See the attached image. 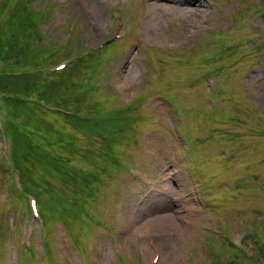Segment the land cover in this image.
Listing matches in <instances>:
<instances>
[{
	"label": "rangeland",
	"instance_id": "374dc122",
	"mask_svg": "<svg viewBox=\"0 0 264 264\" xmlns=\"http://www.w3.org/2000/svg\"><path fill=\"white\" fill-rule=\"evenodd\" d=\"M18 1L0 0L3 19ZM172 1L185 0H29L36 22L47 15L30 39L38 59L54 53L43 68L91 50L68 76L83 97H69L104 103L113 129L69 123L68 161L4 129L0 93V264H264V0ZM56 93L42 100L50 131L66 126L53 105L70 107ZM6 137L26 180L3 162ZM156 216L172 228L148 225Z\"/></svg>",
	"mask_w": 264,
	"mask_h": 264
},
{
	"label": "trees",
	"instance_id": "16d2710c",
	"mask_svg": "<svg viewBox=\"0 0 264 264\" xmlns=\"http://www.w3.org/2000/svg\"><path fill=\"white\" fill-rule=\"evenodd\" d=\"M28 3L29 0L16 2V5L10 10L9 16L6 19H3L4 12H0V77H8L6 82H4L6 80L4 79V83H0V92L4 97L3 99H5V110H7L5 111L4 123L8 127L7 131H11L13 134L20 136V133L24 131L26 134L37 137L45 146L44 149L46 151L50 152L55 146L58 147L64 152L61 156L66 157L69 161L70 157L68 155L74 157L78 153L79 145L77 137L70 132L69 123H72L76 127L79 126L83 130L98 134L103 131L110 133L109 130L112 126L110 124L111 121H109V112H106L107 108L102 102H86L83 99L82 102L72 104L71 101L74 100H71L69 97V93L72 91L78 92V100L79 97H83L80 90L76 88L77 85H74L75 83L72 84L68 76L72 71L78 69L79 65L84 63V60L89 59L88 57L83 56L78 58L77 61L72 62L63 71L49 72L42 69L43 64H46L50 59L54 60V53L45 55L43 60L38 59V50L32 47L30 39L32 38L33 31H37V36L42 37V31H40L41 29L39 30V26L43 23V20L47 19V15L43 13L36 14L38 19V22H36L32 16V12L34 13L33 7L27 5ZM43 15H45L46 19ZM28 53L30 57L26 58ZM23 59L25 62L22 64ZM21 64L24 68L19 66ZM36 67L39 70L35 71ZM34 76L38 79L33 80ZM88 83L92 85V82L89 81ZM58 91L63 94H68V97L64 100L70 104V107L53 105L67 111L65 113L57 112L63 116L66 126L65 128L57 127L50 131L45 128L44 120L49 119L51 115H46L45 112L47 111L40 103L42 100L46 104L49 101H57L55 92L58 93ZM61 99V97H58L60 101L57 102L59 104L62 101ZM34 118L42 119L41 123H36ZM52 118L57 117L52 116ZM109 142L108 150L112 151L114 149V143L116 142ZM12 148L11 158L13 164L15 167H18L24 176V180H26L24 170L21 166L23 165V159L21 157L22 147L18 140L14 141ZM89 153L88 155L94 156L91 154L93 152ZM82 171H84V168L78 171L72 168V170H64V173L70 177L71 173L78 172L82 174ZM91 194H93V191H91ZM55 196L60 200L63 199L64 193L61 190V193L55 192ZM45 248L50 249L48 241L45 242ZM260 250H264V246ZM31 253L30 251L29 254ZM233 261L230 260L226 264H232Z\"/></svg>",
	"mask_w": 264,
	"mask_h": 264
},
{
	"label": "bare ground",
	"instance_id": "6f19581e",
	"mask_svg": "<svg viewBox=\"0 0 264 264\" xmlns=\"http://www.w3.org/2000/svg\"><path fill=\"white\" fill-rule=\"evenodd\" d=\"M186 2H187V0H185L183 2L182 1H178V2L177 1H172L171 3L176 4V5L179 3L181 5H184ZM201 16L206 17V15H204V14H201ZM170 223L172 224V222H170L166 217H164V216H156V217H153V220H151V222L147 223V224L148 225L156 224L157 227H160L162 229H168V228L171 229L172 225ZM160 261H159V264H161Z\"/></svg>",
	"mask_w": 264,
	"mask_h": 264
}]
</instances>
